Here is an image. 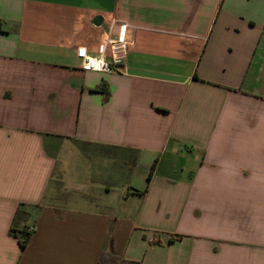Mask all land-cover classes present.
Segmentation results:
<instances>
[{
	"label": "crops",
	"instance_id": "0c3cea01",
	"mask_svg": "<svg viewBox=\"0 0 264 264\" xmlns=\"http://www.w3.org/2000/svg\"><path fill=\"white\" fill-rule=\"evenodd\" d=\"M100 252L264 264V0H0V264Z\"/></svg>",
	"mask_w": 264,
	"mask_h": 264
},
{
	"label": "built area",
	"instance_id": "2783aa9c",
	"mask_svg": "<svg viewBox=\"0 0 264 264\" xmlns=\"http://www.w3.org/2000/svg\"><path fill=\"white\" fill-rule=\"evenodd\" d=\"M113 25H117V36L111 37ZM125 23L117 20L112 21L110 33L98 47L96 55H90L84 46L78 47L75 52L76 59L79 61V67L84 71H93L97 73L112 74L119 71L125 62L127 54V41ZM31 232L32 228L26 229Z\"/></svg>",
	"mask_w": 264,
	"mask_h": 264
},
{
	"label": "trees",
	"instance_id": "16d2710c",
	"mask_svg": "<svg viewBox=\"0 0 264 264\" xmlns=\"http://www.w3.org/2000/svg\"><path fill=\"white\" fill-rule=\"evenodd\" d=\"M152 171L153 168L148 174V180L150 179ZM25 217L26 213L22 209H18L9 229L10 234L18 239L21 249H24L28 245L32 236V232H27L26 228L19 227ZM98 264H128V261L113 254L100 252L98 256Z\"/></svg>",
	"mask_w": 264,
	"mask_h": 264
}]
</instances>
